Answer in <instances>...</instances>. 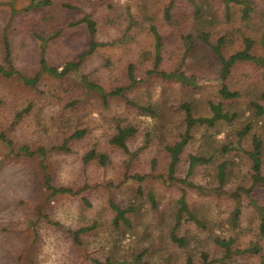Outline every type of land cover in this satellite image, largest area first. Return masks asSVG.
Segmentation results:
<instances>
[{
  "label": "rangeland",
  "instance_id": "1",
  "mask_svg": "<svg viewBox=\"0 0 264 264\" xmlns=\"http://www.w3.org/2000/svg\"><path fill=\"white\" fill-rule=\"evenodd\" d=\"M53 1L50 9L27 13L23 9L30 0H0V68L6 66L3 33L7 28L19 73L6 77L0 72V135L6 138L0 139V264H131L143 253V262L148 264H187L189 257L193 264H202L203 253L210 260L223 259L225 251L216 244L217 238L231 239L234 254L257 242L258 214L243 192L238 227L231 220L234 194L251 186V161L246 153L252 149L253 136L264 142V116L256 117L252 107V102L264 107V68L253 63L236 65L226 84L241 98L224 101L219 94L221 63L214 47L224 39L222 53L230 57L243 50L245 38H251L252 53L262 56L264 0L255 1L251 17L244 16L242 0H193L194 4L175 0L169 22L165 11L171 0ZM65 3L78 10L65 9ZM195 4L201 15H195ZM12 6L18 10L15 15ZM85 15L97 22L93 42L85 24L69 25ZM152 26L163 42L160 71L179 70L193 76L195 86L147 75L154 69ZM45 39V59L50 66L62 70L65 64L84 58L80 72L65 78L41 73ZM131 64L136 77L146 82L127 91V98L153 107L158 116L145 115L122 98L111 99L105 107L78 80L86 75L107 91L128 87ZM34 78H38L36 84L29 81ZM210 103H223L224 111L240 117L218 122L212 129L197 125L180 157L176 178L187 175L192 155L212 162L196 169L195 188L171 183L166 148L185 131L181 106L190 104L195 118L210 117ZM249 124L253 131L240 139L238 133ZM118 126L138 131L127 142L131 152L142 148L133 159L110 143ZM83 128L88 130L86 137L71 140ZM65 142L69 151H52ZM23 147L31 152L45 148L48 156L42 163V157L26 155ZM90 150L106 155L108 163L86 162ZM224 162L231 173L218 193L217 166ZM45 174L56 188H70L75 194L52 196ZM136 175L147 178L139 184L133 179ZM184 192L202 224L184 217L176 234L187 245L180 247L172 242L171 234ZM252 198L264 206V189H255ZM112 204L131 209L127 213L130 227L121 222L116 226ZM231 263L261 264V257L235 255Z\"/></svg>",
  "mask_w": 264,
  "mask_h": 264
},
{
  "label": "trees",
  "instance_id": "2",
  "mask_svg": "<svg viewBox=\"0 0 264 264\" xmlns=\"http://www.w3.org/2000/svg\"><path fill=\"white\" fill-rule=\"evenodd\" d=\"M191 3L194 4L193 0H189ZM259 0H242L239 3L243 5V14L244 16L251 17V13L254 12V8L256 6V2ZM255 3V6H254ZM175 0H171L169 3L166 11H165V19L169 22L172 19V11L174 9ZM54 6L53 0H30V4L23 9V12H31L34 9H50ZM67 10H78V8L74 5H71L69 3H65L62 5ZM195 15H201V8L195 4ZM18 13V10L15 9L14 6H12L11 14L15 15ZM47 20H52L51 16L46 17ZM79 24H85L89 37L91 41H94V38L98 32L97 29V22L90 16L85 15L82 19H80L76 23H70L69 25H79ZM151 31L154 35L155 39V58H154V69L147 72V75H158L165 80H176L179 83H182L187 86H195L196 85V79L191 76H187L185 73L180 72L179 70H176L174 72H163L160 71V67L163 62L162 58V48H163V42L162 37L158 30L152 26ZM38 35V34H37ZM40 39H43L42 36H38ZM46 41L48 39H45L43 42V49L41 54V61H40V72L50 75L54 78H65L73 74H77L80 72V69L83 65L84 58L80 59L79 61L75 62H69L64 65L62 70H59L57 67L50 66L48 62L45 59V45ZM3 44H4V50H5V59L4 63L6 66L0 68V72L6 77H12L14 75H19L17 70L14 68L13 64V57H12V49L10 44V38L8 35L7 28L4 30L3 33ZM225 45V40L220 39L217 43V45L214 47V50L216 54L218 55L221 63V72H220V78L219 82H221L222 88L219 92L221 98L224 101H236L241 98V94L238 91H232L230 87L226 84L227 80L232 75L233 69L236 65L240 63H253L261 68H264V53L262 56H256L252 53L253 47H254V41L251 38H245L244 39V48L242 51H239L230 57H225L222 53V48ZM7 67V68H5ZM25 79V78H23ZM128 79L130 82V85L128 87H118L114 90L107 91L103 86L98 84L97 82L91 80L86 75H80L79 76V82L83 85L85 91L87 93L95 94L99 96L102 103L105 107H108L110 105V100L113 98H122L126 100V103L134 108H138L143 110L145 115H156V111L153 107H144L138 105L136 102H133L129 100L126 96L127 91L132 90L135 88L139 83L146 82L143 78H137L135 74V66L131 64L128 67ZM27 80V79H25ZM28 81V80H27ZM30 82H33L34 84L37 83L38 78L29 79ZM75 104V103H74ZM252 107L255 108V115L256 117H263L264 116V107L260 105L259 103L252 102ZM182 110L185 113V131L180 136V140L172 146H168L166 148L167 152L170 154V165H169V171H168V179L171 183H180L183 186L189 187V188H195L194 182L192 181V177L194 176L196 169L201 165H207L212 162V159H207L204 157H198L195 155L190 156L189 158V167L187 171V175L182 178L178 179L176 178V171L178 164L180 162V157L182 153L184 152L187 145L191 142L193 139L192 136V130L197 126H208V128H215L216 124L218 122H233L237 118L240 117V115H237V113L231 114L229 111H224L223 103H210V110L212 115L210 117H194L193 108L190 104H184L181 106ZM158 116V115H156ZM253 127L249 124L244 127L242 131L238 133V136L240 139H243L246 135L251 133L253 131ZM138 131L136 128L131 126H125L117 127V133L112 138L110 143L118 148H121L127 155L130 156L131 159L135 158L139 151L142 149H139L138 151L131 152L127 142L129 139L135 137L137 135ZM88 134V130L81 129L76 130L72 136L71 140H81L86 137ZM0 139L2 141H6V138L4 135H0ZM11 144V142H9ZM68 143L65 142L62 146L59 147H53V150H61V151H69ZM148 144V142H146ZM22 152L26 155H39L42 157V163H44V160L48 156V151L45 148H39L36 152H31L28 147H23ZM247 156L249 157L251 161V168L249 173V178L251 181V186L249 188H239L238 191L234 194V198L236 201L235 208L232 214V220L231 224L233 227H238V223L240 221V217L242 214L241 209V196L242 194L240 192H243L250 198V205L255 209V211L258 214L259 219V227H258V241L252 242L249 244V246L243 250H237V252L234 254L231 250L232 240H221L219 238L216 239V244L219 245L222 249H224V256L222 260H210V257L208 254L203 253L202 258L203 262L202 264H215L216 261L223 262L222 264H232L233 257L235 255H247V254H253L255 256L261 257V264H264V206L260 205L258 202H256L253 198L251 199L252 193L257 188H263L264 189V164H263V157H264V142L261 140V138L257 135L253 136L252 139V149L248 151ZM97 159L102 165H106L108 163V157L104 154H99L95 150H90L85 155V161L89 162L92 160ZM128 165V164H127ZM43 169L46 170V166L43 164ZM129 167V166H127ZM154 167V166H152ZM231 173L230 166H228L227 162L221 163L217 166V191L220 193L223 188L227 185L228 176ZM146 176H140L136 175L133 177V179L137 180L139 184L144 183ZM45 184L48 190L52 193V196L56 195H74L75 192L70 188H56L52 184V179L48 174H45ZM139 193H142L141 188L138 189ZM149 198L154 202V196L152 194L149 195ZM179 204V210L177 213L176 218V226L171 234V240L173 243H176L180 247H185L187 245L186 239L181 238L176 234V231L178 230L179 226L182 224L184 217H186L187 221H194L197 224H202V222L196 218L193 211L191 210L188 202L186 201V194L185 192L181 196V198L178 200ZM114 211L116 212L115 217V224L116 226L121 222L125 227H130V219L127 217V213L131 211V209H122L119 206H116L114 204L111 205ZM144 253L140 254L139 256H135L133 258V262L131 264H148L147 262H143ZM227 261V263H225ZM229 261V262H228ZM192 258L187 259V264H193Z\"/></svg>",
  "mask_w": 264,
  "mask_h": 264
}]
</instances>
